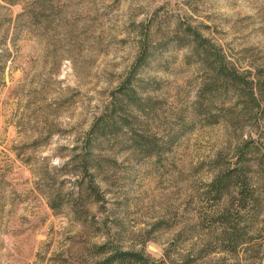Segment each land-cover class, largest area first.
Returning a JSON list of instances; mask_svg holds the SVG:
<instances>
[{
	"label": "rangeland",
	"instance_id": "1",
	"mask_svg": "<svg viewBox=\"0 0 264 264\" xmlns=\"http://www.w3.org/2000/svg\"><path fill=\"white\" fill-rule=\"evenodd\" d=\"M131 70L141 108L91 138ZM117 250L264 259V0H0V264Z\"/></svg>",
	"mask_w": 264,
	"mask_h": 264
},
{
	"label": "trees",
	"instance_id": "2",
	"mask_svg": "<svg viewBox=\"0 0 264 264\" xmlns=\"http://www.w3.org/2000/svg\"><path fill=\"white\" fill-rule=\"evenodd\" d=\"M206 43V39L201 36L195 44L193 43V48L194 52L201 58V65L207 68L210 72L212 82L221 80H235L237 78L236 73H233V71L229 69L231 73L227 72L226 74L228 68L224 63L223 58H217L215 55H213L211 50L206 47ZM145 59L146 56H142L140 62H143ZM138 81L139 79L137 77L136 70H131L125 81H123L120 86L112 92L111 101L107 106V110L103 115L96 118V120L93 122L92 129L89 132L91 138L98 139L99 135H106L107 130H110L109 132L111 133L117 131V128L120 126L118 125V118L120 117L121 113L125 111L126 108L128 109L130 106L129 104H134V102H136L138 99V89L135 87ZM125 100H127L126 104ZM136 106L141 108V105L139 104ZM125 113H127V110ZM85 170H88L86 166ZM236 176V171H234V169L230 170L224 175V177L228 180H231ZM222 185L223 179L220 181H217L216 179V181L213 182V186L217 187L218 192H222ZM127 261L143 264L145 263V257L139 252L117 250L113 253V255L109 256L105 260V262L108 264H126ZM259 264H264V259Z\"/></svg>",
	"mask_w": 264,
	"mask_h": 264
}]
</instances>
